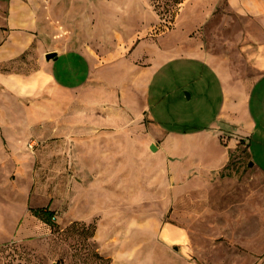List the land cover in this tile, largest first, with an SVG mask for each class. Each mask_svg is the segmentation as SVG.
Masks as SVG:
<instances>
[{"label": "rangeland", "instance_id": "obj_1", "mask_svg": "<svg viewBox=\"0 0 264 264\" xmlns=\"http://www.w3.org/2000/svg\"><path fill=\"white\" fill-rule=\"evenodd\" d=\"M12 1L20 12L14 18ZM128 1L0 0V23L11 20L14 30L32 38L0 63V71L18 78L10 87L0 82V90L10 92L0 94V226L28 229L23 239H3L0 261L264 264V173L249 165L246 143L230 151L224 167L202 173L180 158L177 179L166 155L151 149L166 142V130L190 131L215 118L222 91L214 71L200 62L170 60L149 78L150 111H143L128 91L135 83L122 79L132 68L113 67L143 41L180 47L183 54L221 51L233 57L234 70L248 73L235 47L240 20L224 3L211 17L202 0ZM53 51L59 58L47 60ZM147 58L139 70L152 65ZM252 109L262 113V128L264 95L254 94ZM122 123L130 130H116ZM97 138L99 163L85 152L94 147L77 146ZM173 147L186 151L185 145ZM250 150L264 167L258 135ZM135 187L145 195L134 193ZM42 207L54 211L52 224L30 211ZM143 216L146 243L135 225ZM166 221L184 232L177 254L160 244Z\"/></svg>", "mask_w": 264, "mask_h": 264}, {"label": "crops", "instance_id": "obj_2", "mask_svg": "<svg viewBox=\"0 0 264 264\" xmlns=\"http://www.w3.org/2000/svg\"><path fill=\"white\" fill-rule=\"evenodd\" d=\"M128 2L135 4L137 1L130 0ZM202 2L205 10L208 8L211 17H213L217 8L224 3L228 11L232 12L235 18L240 20V27L236 32L237 39L235 47L248 73H239L237 70H234L235 63L233 57L221 51L215 52L205 47L198 52V54H183L180 47L173 50H166L163 48H154L151 45L148 46V44L143 41L139 42L137 45H132L128 56L119 58L113 63L114 68H127L128 66L132 68L133 73L132 70L128 69L126 75L122 78L125 81L135 83V88H131L130 86L128 91L133 90L135 92V90H138V85L143 83V101H135V104L142 106L143 111H145V109L150 111L148 101L149 80L170 60L173 61L175 58V61L185 60L200 62L211 68L216 74L222 91V99L215 118L207 126L197 127L190 131L188 130L180 133L166 130V142L164 141V143L159 146L156 145L159 151L166 155L169 162V170L175 179L180 178L182 175V171L176 166V162H178L180 158H187L188 163L189 161H193L194 163L190 165L189 169L197 170L199 173H202L204 172V167H207L209 170L211 168L224 167L230 160V151L236 149L241 140L246 143L248 148L250 154L249 162L251 160L253 161V154L250 150L251 140L258 135L260 142L264 145V126H262V128L258 126L260 125L262 113L253 111L252 109L254 94L257 93V96L264 95V0H202ZM139 7L140 6H138V9L140 10ZM134 9H136V7H134ZM9 12L11 18H14L18 13L20 15L17 4L13 1L10 4ZM23 13L26 14V12ZM223 16L225 15L222 14L221 17ZM9 21L10 22L5 25L0 23V63L10 58L11 50L18 51L24 49L25 45H27L26 42L32 39L29 33H25L21 30H14L13 21ZM126 32L127 34H131L132 30L127 28ZM169 51L172 53L170 55L171 58L168 60L165 59L166 61L162 59L158 64H155L158 56L165 55ZM146 56L148 57L147 59L152 62V65L139 70V64ZM12 78H15V80L18 79L15 75L10 76L0 71V82L5 84L9 82L10 87V80ZM128 91L126 94L127 100L131 98L128 97ZM3 92H8V90H0V94ZM133 98L135 100V95ZM118 127L120 128L116 130L128 131L131 128V124L122 123V126ZM123 136H126V138L130 137L127 134ZM100 143H102V141L97 138L90 141H81L77 146L90 145V147H94L90 151L85 150V152H90L92 156L97 157L99 151L97 148ZM173 144L179 146V148L185 145L186 151L180 154L179 152L183 150L174 149ZM109 155L110 153L107 152V159L112 157V155ZM123 157L127 156L124 154ZM109 160L110 159L107 161L109 162ZM95 162L99 163L98 157L97 159L95 158ZM195 162H199L197 166ZM254 165L264 173L263 165H259L256 162H254ZM123 189V193H130L131 191L129 187H123ZM133 192L139 195L143 193L141 187L133 188ZM143 194L145 195V193ZM136 221L135 225L140 235L139 241L146 243V235H141V233H143L141 230L146 229V219L143 216L142 220L137 219ZM162 227H164V229L162 239L159 238L160 244H167L166 247H171V251L173 250L171 254H177L175 251L177 248L176 245L180 243L185 236L183 230L167 221ZM27 231V228L19 230L14 228V225L10 227L7 224L1 225L0 244L5 242V240L3 241L5 238L23 239L27 236ZM115 255L116 254H114V256ZM129 257L130 254L126 256V258ZM0 264H2L1 261Z\"/></svg>", "mask_w": 264, "mask_h": 264}, {"label": "trees", "instance_id": "obj_3", "mask_svg": "<svg viewBox=\"0 0 264 264\" xmlns=\"http://www.w3.org/2000/svg\"><path fill=\"white\" fill-rule=\"evenodd\" d=\"M243 142V140H241ZM31 213L38 217L39 219L43 220L44 222L48 224H52L53 217H54V211L50 210L48 207H42V208H31L30 209ZM100 259L102 260H108L103 258L100 254H96ZM108 262V261H107Z\"/></svg>", "mask_w": 264, "mask_h": 264}, {"label": "bare ground", "instance_id": "obj_4", "mask_svg": "<svg viewBox=\"0 0 264 264\" xmlns=\"http://www.w3.org/2000/svg\"><path fill=\"white\" fill-rule=\"evenodd\" d=\"M165 55H160L157 57V60L155 62V64H158L162 59H164ZM227 83V82H226ZM143 83L139 84L137 89L138 90H135V101L137 102H142L143 100Z\"/></svg>", "mask_w": 264, "mask_h": 264}, {"label": "water", "instance_id": "obj_5", "mask_svg": "<svg viewBox=\"0 0 264 264\" xmlns=\"http://www.w3.org/2000/svg\"><path fill=\"white\" fill-rule=\"evenodd\" d=\"M46 59L47 60H51V59L57 60L58 59V53L56 51L48 52V53H46ZM151 149L152 150H157L158 147L155 144H152L151 145ZM253 164H254V162L251 160L249 162V165H253Z\"/></svg>", "mask_w": 264, "mask_h": 264}, {"label": "built area", "instance_id": "obj_6", "mask_svg": "<svg viewBox=\"0 0 264 264\" xmlns=\"http://www.w3.org/2000/svg\"><path fill=\"white\" fill-rule=\"evenodd\" d=\"M30 145H31V147H33V145H34V142H32Z\"/></svg>", "mask_w": 264, "mask_h": 264}]
</instances>
